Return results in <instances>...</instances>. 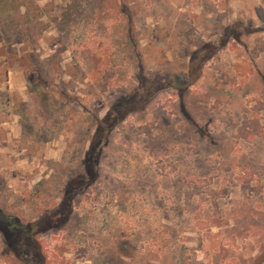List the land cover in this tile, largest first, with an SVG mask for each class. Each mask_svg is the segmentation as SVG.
Here are the masks:
<instances>
[{"label":"rangeland","instance_id":"rangeland-1","mask_svg":"<svg viewBox=\"0 0 264 264\" xmlns=\"http://www.w3.org/2000/svg\"><path fill=\"white\" fill-rule=\"evenodd\" d=\"M195 53L199 80L135 106L65 226L13 233L3 216L28 227L62 201L138 77L183 87ZM14 112L52 149L0 170V264H264V0H0V121Z\"/></svg>","mask_w":264,"mask_h":264},{"label":"trees","instance_id":"trees-1","mask_svg":"<svg viewBox=\"0 0 264 264\" xmlns=\"http://www.w3.org/2000/svg\"><path fill=\"white\" fill-rule=\"evenodd\" d=\"M235 30L236 27L226 29L225 39L222 40L224 41L228 38L230 45L232 42L235 45L237 40L231 36ZM218 49L216 45H209L205 48V52H211V56H214L219 52ZM206 58V56L195 53L190 62V73L188 75L190 81L187 84H183V87L173 81L165 82L166 80L164 81L160 76H156L154 81L147 77H138L143 93L135 92L129 97L121 98L107 115L98 122L91 144L83 160V173L65 185L62 201L54 209L46 211L38 222L28 227L22 226L19 231H23L25 237H32L40 235L42 232L65 226L74 213L75 199L80 195L86 194L94 184L102 181L103 155L110 145L112 133L123 124L127 117L134 113L135 106L146 102L147 95L152 97L162 90L169 89H190L201 77ZM3 218L5 217L3 216ZM200 229H202L201 226ZM11 230L13 233L18 232L12 228ZM21 245L23 246V243Z\"/></svg>","mask_w":264,"mask_h":264},{"label":"crops","instance_id":"crops-1","mask_svg":"<svg viewBox=\"0 0 264 264\" xmlns=\"http://www.w3.org/2000/svg\"><path fill=\"white\" fill-rule=\"evenodd\" d=\"M16 90L17 88L12 86V92ZM18 90L24 97L23 100L26 101L27 94L25 89L20 87ZM22 116L21 113L14 112L7 119L1 117L2 120L0 121V170L4 171L3 174L7 175V178H10L8 177L10 173L8 170L18 169L20 172L31 171L34 173L39 158L43 156L41 155V151L44 152L47 148L50 149V151L52 149L50 142H40L35 136L26 132ZM38 126H36V132L39 131ZM57 154L59 153L57 152L56 155ZM52 156L53 155H51V157ZM16 177L17 176L12 174V179L15 180ZM197 235L199 236L197 239L198 244L194 247L196 248L194 252H199V249L205 248V237L201 234ZM257 238L258 246L259 244H264V240L260 237ZM257 256H260L259 251L254 253L251 258H255L257 261Z\"/></svg>","mask_w":264,"mask_h":264},{"label":"flooded vegetation","instance_id":"flooded-vegetation-1","mask_svg":"<svg viewBox=\"0 0 264 264\" xmlns=\"http://www.w3.org/2000/svg\"><path fill=\"white\" fill-rule=\"evenodd\" d=\"M0 216H2V215L0 214ZM5 219L7 220V224L9 227H11L12 229H15L17 231L21 230L22 226L18 225L13 219H11L9 217H5Z\"/></svg>","mask_w":264,"mask_h":264}]
</instances>
